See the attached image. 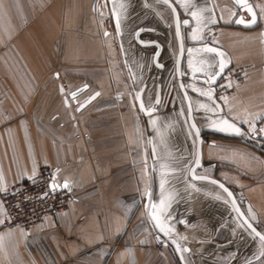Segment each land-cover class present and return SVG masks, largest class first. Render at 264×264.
<instances>
[{
  "label": "crops",
  "instance_id": "0c3cea01",
  "mask_svg": "<svg viewBox=\"0 0 264 264\" xmlns=\"http://www.w3.org/2000/svg\"><path fill=\"white\" fill-rule=\"evenodd\" d=\"M171 1L189 22L183 75L204 136L196 173L231 188L264 234V0H249L250 28L235 24L232 0ZM208 44L228 68L251 66L231 97L195 81L218 73ZM178 53L173 12L158 0H0V264H174L154 234L179 264H264V246L226 193L190 176L197 138ZM222 119L242 134L216 130ZM42 167L79 189L72 205L30 234L4 228L2 193Z\"/></svg>",
  "mask_w": 264,
  "mask_h": 264
},
{
  "label": "built area",
  "instance_id": "2783aa9c",
  "mask_svg": "<svg viewBox=\"0 0 264 264\" xmlns=\"http://www.w3.org/2000/svg\"><path fill=\"white\" fill-rule=\"evenodd\" d=\"M110 28L111 20L107 19L106 29L110 30ZM213 35L216 36V33ZM212 39V36H209L208 41L212 42ZM250 70L251 66L227 69L220 84L216 87L217 99L228 98L235 94L236 87L245 81L246 74ZM185 79L186 77L184 81ZM261 126L262 123H259L255 134H259ZM54 179L55 170L42 167L35 176L6 189L1 195L6 212L3 227L6 229L22 228L30 234L47 220L58 222L60 214L72 205L79 189L71 187L53 192L50 184L54 183ZM153 240L156 249L166 251L174 264L180 263L179 255L173 244L159 234H154Z\"/></svg>",
  "mask_w": 264,
  "mask_h": 264
},
{
  "label": "water",
  "instance_id": "95a60500",
  "mask_svg": "<svg viewBox=\"0 0 264 264\" xmlns=\"http://www.w3.org/2000/svg\"><path fill=\"white\" fill-rule=\"evenodd\" d=\"M158 1H161V2H163L165 4H167L171 8V10L173 12V15H174L175 29H176V33H177L178 42H179V53H178L177 63H176V72H177L178 84H179L181 92H182V94L184 96L185 102L187 104L189 124H190V126L193 123L195 125L194 128L193 127H191V128L193 129V131H194V133L196 135V138H197V156H196L195 163H194V165H193V167L191 169L190 176H191L192 179L197 180V181H206V182H210V183H212V181H216V183H213V184L217 185L219 188H221L220 185H223L224 188H221L223 191L226 188L228 190V192L232 193V196H228L227 192L224 191L226 193V195L229 197V199H230L235 211L240 216V218L243 220V222L246 224V226L249 228V225H251L252 228H255L256 231L260 232L254 226V224H252L249 221V219L245 216V214L243 213V211H242V209H241V207H240V205H239V203L237 201V198H236L234 192L231 190V188H229L224 182H222V181H220L218 179H215V178H212V177H208V176H201V175H198L196 173L198 168L201 167V165H202L204 136H203L202 132L200 131V129H199L197 123H196L194 112H193V108H192V104H191V100H190V97H189V93H188V90H187V87H186V83L184 81V75H183L184 43H183V37H182V27H187L189 22H188V20H181L179 11H178L177 7L175 6V4L171 0H168L167 3L165 2V0H158ZM232 1L235 4V6L239 9V12H240V16L235 21V24L237 26L247 27V28H250V27H253L254 25H256L257 20H258V16H257V13H256V11L254 9V6L250 3V1L249 0H241L240 3H237V0H232ZM249 6L252 8V11L255 12V14H256L254 23L252 22V20H253L252 13H250L248 11V7ZM244 14H247L249 16V18H250L249 21L245 20ZM185 21H187V23H185ZM241 21H243V23ZM205 48L206 49H208V48L216 49L215 47H213V46H211L209 44L206 45ZM212 53L214 55H216L218 60H219V70H218L217 75L214 76L213 78H210L211 81H212L211 83H209L210 79L199 78V77L195 79L196 82L203 83V84H206V85H216V84H218L220 82L223 74L228 69L227 64H226V62H225V60L223 58V55L222 56L219 55V53H221V52L218 49H216V52H212ZM221 61H223V64H224V67H223L222 71L220 70ZM85 90H87V87L86 88H81L80 90H77L76 92H73V93H76V95H75V97H73V95H72L73 93H72L70 98L75 100ZM94 99H95V97L91 98L90 100H88L86 103H84L80 107V109H84L85 107H87ZM189 104H191V108H189ZM142 111H143L144 114H148L149 113V112H146L144 108H142ZM196 129H199V134L198 135L196 134ZM197 160H199V165H197V163H196ZM198 177H206V179H199ZM55 185H56L55 190L51 189L53 192H57V191H60V190L64 189V186H58L57 184H55ZM252 228H249V229L252 231Z\"/></svg>",
  "mask_w": 264,
  "mask_h": 264
},
{
  "label": "snow or ice",
  "instance_id": "6c2138e0",
  "mask_svg": "<svg viewBox=\"0 0 264 264\" xmlns=\"http://www.w3.org/2000/svg\"><path fill=\"white\" fill-rule=\"evenodd\" d=\"M165 2L167 3L168 0H165ZM240 2H241V0H237V3H240ZM248 11L250 13H252V17H253L252 22L254 23L255 22V16H256V14H255V12L252 11V8L250 6L248 7ZM192 15L193 16H196L197 14L195 12H193ZM241 22L243 23V21H241ZM185 23H187V21H185ZM206 51H208V52H216V49H214V48H208V49H206ZM219 55L222 56L223 53H219ZM223 67H224L223 61H221V63H220V70L221 71L223 70ZM211 82L212 81L210 79L209 80V83H211ZM200 94L201 95H208L209 97H211V91H209L207 93L201 91ZM72 95H73V97H75L76 93H73ZM96 95H99V93H97ZM156 103L158 104L159 103V100H157ZM201 107H206V106L205 105H201ZM141 108H143V102H142V100H141ZM189 108H191V104H189ZM212 123H213L215 129L218 130V131H220V132L231 133V134H236V135H241L242 134L240 128H238L234 123L229 122V120H227V119H222V120H219V121H213ZM191 127H193V128L195 127L194 123L191 125ZM262 131H264V130H262ZM196 134L197 135L199 134V129H196ZM196 163H197V165H199V160H197ZM198 178L199 179H206V177H198ZM212 183H216V181H212ZM63 186L65 188L68 187L67 183H65ZM220 187L221 188H224L223 185H220ZM50 188L52 190H55V188H56L55 183L50 184ZM224 191L227 192L228 196H232V193L231 192H228V190L226 188L224 189ZM217 198L219 199V197H217ZM161 203L163 204V201ZM253 218H255V217H253ZM156 219H157L158 225L160 226V230L161 231H165L164 226L159 223V219L158 218H156ZM249 228H252V226L249 225ZM252 231L255 233L256 236H258L260 238L261 244H262V246H264V234H261L260 232L256 231L255 228H252ZM261 255H264V252H261Z\"/></svg>",
  "mask_w": 264,
  "mask_h": 264
},
{
  "label": "rangeland",
  "instance_id": "374dc122",
  "mask_svg": "<svg viewBox=\"0 0 264 264\" xmlns=\"http://www.w3.org/2000/svg\"><path fill=\"white\" fill-rule=\"evenodd\" d=\"M105 27H106V22H105ZM240 68H241V67H240ZM228 69H229V68H228ZM220 81H221V80H220ZM218 84H220V82H219ZM216 86H218V85H216ZM256 129H257V128H256ZM256 129H255V130H256ZM255 130L253 131V134H252L254 138L258 137L259 134H260V132H259V134H255Z\"/></svg>",
  "mask_w": 264,
  "mask_h": 264
}]
</instances>
